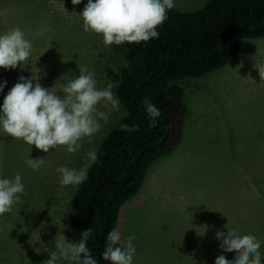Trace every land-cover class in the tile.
Wrapping results in <instances>:
<instances>
[{
    "label": "rangeland",
    "instance_id": "rangeland-1",
    "mask_svg": "<svg viewBox=\"0 0 264 264\" xmlns=\"http://www.w3.org/2000/svg\"><path fill=\"white\" fill-rule=\"evenodd\" d=\"M147 2L207 0L0 2V264H73V195L125 114L113 35ZM178 84L181 143L119 209L122 264H264V38Z\"/></svg>",
    "mask_w": 264,
    "mask_h": 264
},
{
    "label": "trees",
    "instance_id": "trees-1",
    "mask_svg": "<svg viewBox=\"0 0 264 264\" xmlns=\"http://www.w3.org/2000/svg\"><path fill=\"white\" fill-rule=\"evenodd\" d=\"M259 38L264 0H207L192 12L147 2L116 28L112 46L125 65L115 96L125 114L73 195L76 217L62 231L73 264H122L124 248L113 238L119 209L139 193L153 163L181 143L186 109L178 81L221 69L239 56L242 40Z\"/></svg>",
    "mask_w": 264,
    "mask_h": 264
}]
</instances>
